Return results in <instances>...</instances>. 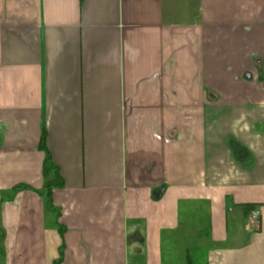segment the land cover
<instances>
[{
    "label": "crops",
    "instance_id": "1",
    "mask_svg": "<svg viewBox=\"0 0 264 264\" xmlns=\"http://www.w3.org/2000/svg\"><path fill=\"white\" fill-rule=\"evenodd\" d=\"M55 263L264 264V0H0V264Z\"/></svg>",
    "mask_w": 264,
    "mask_h": 264
},
{
    "label": "trees",
    "instance_id": "2",
    "mask_svg": "<svg viewBox=\"0 0 264 264\" xmlns=\"http://www.w3.org/2000/svg\"><path fill=\"white\" fill-rule=\"evenodd\" d=\"M54 169L55 168L52 166L51 161H50V158L48 156L46 158V160H45L44 165H43V174H44V176L47 177L51 171H54ZM60 183H61V181H60L59 177L57 176L56 178H54V180L49 181V182H47L44 185V189L46 191V197L48 199L50 198V191L53 188L59 187L60 186ZM253 208H254L253 206H246L245 207L246 213H249Z\"/></svg>",
    "mask_w": 264,
    "mask_h": 264
},
{
    "label": "built area",
    "instance_id": "3",
    "mask_svg": "<svg viewBox=\"0 0 264 264\" xmlns=\"http://www.w3.org/2000/svg\"><path fill=\"white\" fill-rule=\"evenodd\" d=\"M260 212L258 209H253L249 213V217L253 220H257L259 218Z\"/></svg>",
    "mask_w": 264,
    "mask_h": 264
}]
</instances>
